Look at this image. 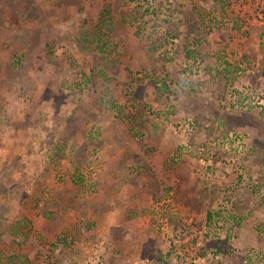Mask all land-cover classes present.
<instances>
[{"label":"rangeland","instance_id":"obj_1","mask_svg":"<svg viewBox=\"0 0 264 264\" xmlns=\"http://www.w3.org/2000/svg\"><path fill=\"white\" fill-rule=\"evenodd\" d=\"M72 2L0 0V264H264V0Z\"/></svg>","mask_w":264,"mask_h":264},{"label":"crops","instance_id":"obj_2","mask_svg":"<svg viewBox=\"0 0 264 264\" xmlns=\"http://www.w3.org/2000/svg\"><path fill=\"white\" fill-rule=\"evenodd\" d=\"M65 40V39H64ZM64 44H65V46H66V49L68 48L71 52H72V54L74 55V56H76V55H78V48H77V44L75 43V41H74V39H67V41H64L63 42ZM6 131H7V136H6V138L4 139V138H2V140H5V142L7 141V140H11V139H9V137H10V135H11V130H10V128L9 129H6ZM3 134V133H2ZM4 135V134H3ZM2 135V136H3ZM119 137H123V139L125 140V141H128L129 139H130V135H129V132L127 131L126 133H124V135H122V136H119ZM125 137V138H124ZM0 139H1V133H0ZM113 139V141H115L116 140V138L115 137H113L112 138ZM4 142V143H5ZM8 143H10V141L8 142ZM76 147V150L78 151V147L79 146H75ZM108 147H110V145H105V148H102V147H100V148H102V149H100V150H97V152L98 153H100V156H99V154H98V156L99 157H101V155L104 157V155H106L110 150H111V148H108ZM86 151H88V149H86ZM120 151V150H119ZM137 153H135V154H133V152H130V153H128L127 154V152L124 154L125 156H128V157H135V156H137L136 155ZM124 156V157H125ZM123 157V158H124ZM121 160L120 161H118L119 162V166H121L123 169L122 170H124V171H126V169H127V166L125 167H123V162H125L123 159H122V157L120 158ZM105 164H106V162L105 161H103V168H105L106 166H105ZM117 173H119V172H121L120 170H117L116 171ZM119 174H121V173H119ZM118 174H113L112 176H114L115 178L117 177V178H121V179H124V177H122V176H117ZM111 181H112V183H114V178H111ZM99 182L101 183V187L102 188H108V187H110L109 185H110V177L108 176V175H106V176H100V178H99ZM154 191L153 189H150V187H148L147 189H146V191L148 192V194H147V196H146V198H148V195H150L151 194V191ZM116 228V227H115Z\"/></svg>","mask_w":264,"mask_h":264},{"label":"trees","instance_id":"obj_3","mask_svg":"<svg viewBox=\"0 0 264 264\" xmlns=\"http://www.w3.org/2000/svg\"><path fill=\"white\" fill-rule=\"evenodd\" d=\"M127 1H131V0H127ZM66 2L68 3L69 6H72V4L74 3L72 2V0H69V1L66 0ZM115 10H116V6H115ZM211 216L212 215L210 213L207 214V219H208L207 221L211 220Z\"/></svg>","mask_w":264,"mask_h":264}]
</instances>
